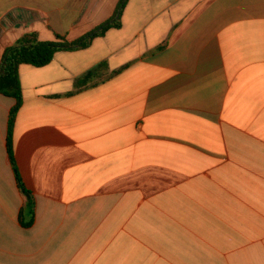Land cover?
I'll use <instances>...</instances> for the list:
<instances>
[{"label":"crops","instance_id":"0c3cea01","mask_svg":"<svg viewBox=\"0 0 264 264\" xmlns=\"http://www.w3.org/2000/svg\"><path fill=\"white\" fill-rule=\"evenodd\" d=\"M121 0H0L24 35L75 41ZM106 62L108 76L75 91ZM0 93V264H264V0H127L121 27Z\"/></svg>","mask_w":264,"mask_h":264},{"label":"trees","instance_id":"16d2710c","mask_svg":"<svg viewBox=\"0 0 264 264\" xmlns=\"http://www.w3.org/2000/svg\"><path fill=\"white\" fill-rule=\"evenodd\" d=\"M126 3L127 0H121L116 13L111 19L102 23L78 40L68 41L65 37L59 35L55 41L45 42L40 41L36 33H28L14 45L8 47L3 54L0 63V93L16 100V104L10 112L6 147L18 188L27 198L26 206L20 212V221L24 226H31L33 224L36 203L31 192L27 190L22 182L14 158V127L17 114L23 103L19 67L21 65H31L38 68L44 67L53 61L57 52L77 51L88 48L93 40L105 36L108 30L121 27L122 12ZM107 76V63L102 62L95 69L88 71L76 81L75 91L89 85L97 84Z\"/></svg>","mask_w":264,"mask_h":264}]
</instances>
